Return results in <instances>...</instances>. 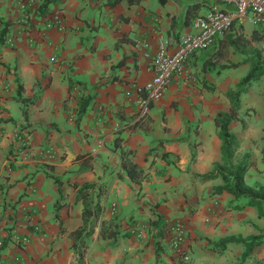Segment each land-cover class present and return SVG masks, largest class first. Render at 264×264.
I'll return each mask as SVG.
<instances>
[{
    "label": "crops",
    "instance_id": "crops-1",
    "mask_svg": "<svg viewBox=\"0 0 264 264\" xmlns=\"http://www.w3.org/2000/svg\"><path fill=\"white\" fill-rule=\"evenodd\" d=\"M42 1L0 0V32L11 24L0 44V264H264V218L253 207L233 209L245 199L212 194L221 178L198 177L222 163L213 118L228 111L225 94L236 88L228 85L225 73L234 68L227 66L244 64L228 42L232 34L191 56L163 98L145 117L138 115L135 86L152 78L158 43L173 50L214 1L54 0L40 15ZM188 12L194 19L186 23ZM53 19L59 27H46ZM221 95L228 105L219 110L214 106ZM87 97L92 99L79 116ZM243 120L239 114L230 124L238 141L233 164L252 143L250 128L236 129ZM243 145L247 151L237 161ZM199 150L201 157L191 161ZM125 151L144 171L138 184L121 168ZM260 163L245 175L250 186H264ZM74 184L104 186L96 197L101 218L84 221ZM158 216L184 224L181 248L188 262L150 225ZM110 223L119 234L103 239L102 226ZM230 236H260L262 243L242 261L244 245H218Z\"/></svg>",
    "mask_w": 264,
    "mask_h": 264
},
{
    "label": "trees",
    "instance_id": "trees-1",
    "mask_svg": "<svg viewBox=\"0 0 264 264\" xmlns=\"http://www.w3.org/2000/svg\"><path fill=\"white\" fill-rule=\"evenodd\" d=\"M54 0H43L40 5L37 6V11L40 15H44L47 13V7ZM122 0H109L108 4L113 5ZM129 4L138 3L137 0H127ZM161 3L164 0H159ZM194 19L189 12L185 17V21L190 22L191 19ZM10 22H5L0 32V44L5 42L6 35L8 33V27L10 26ZM261 37L257 35L256 31L251 33L250 39H247L240 34H232L228 37V42L232 45V47L236 50H241L240 53L245 54L246 57L244 59V63H251V71L240 81L237 83L235 89H230L226 92L225 96L229 104V108L227 112L219 111L213 118V124L218 129V138L221 141V164L215 165L212 172L203 174L198 176L200 181H211L216 178H221L223 184L221 186L214 187L212 189V194H229L232 195L236 200L245 199L246 202L243 205H235L233 207L234 210H241L244 207H253L257 209L258 215L261 218H264V186L256 183L253 186L248 185L245 182V175L252 166L250 163L246 162L248 158V154L243 156V159L237 163L233 164V156L234 151L237 147V139L230 131V124L238 119L239 110L241 107L240 96L245 94L248 89V85L253 80H258L262 76H264V58L261 56L262 45L260 43ZM256 42L258 44L256 49L249 50L250 54L245 51V47L250 43ZM244 51V52H243ZM228 68H236L238 64L232 63L227 66ZM214 88L211 87L210 91H213ZM22 92V86H18L17 93L20 95ZM36 98L32 99H23L22 103L24 105L31 104L35 101ZM92 97H87L81 101L79 106L78 115L82 116ZM24 117H26L25 112H23ZM145 117V116H144ZM129 152H121V168L124 173L127 175L130 181L136 182L137 179H144V171L138 168L135 164L131 163L128 159ZM261 159L264 164V146L261 150ZM201 157V150L197 153H193L191 157V161H194ZM55 183L60 186V180L57 177H52ZM138 184V183H137ZM102 185L97 184H83L78 187L74 184V189L77 192L76 201H80L83 205L82 216L84 221L86 222L88 218L93 217L97 219L100 212L101 207L99 203L96 201L97 196H101L105 193V188ZM150 225L158 230V235H160V240L164 238L167 222H163L158 216L157 221H152ZM100 235L103 239L115 238L119 233L116 228H113V225L110 223L107 226H102ZM90 232H87L88 235ZM228 243H241L245 247V251L241 256V260L246 259L250 253L252 252L254 246L262 243V238L260 236H248L246 238L242 237H225L223 238L218 245L221 248H225ZM160 244V241L156 242V245Z\"/></svg>",
    "mask_w": 264,
    "mask_h": 264
},
{
    "label": "built area",
    "instance_id": "built-area-1",
    "mask_svg": "<svg viewBox=\"0 0 264 264\" xmlns=\"http://www.w3.org/2000/svg\"><path fill=\"white\" fill-rule=\"evenodd\" d=\"M214 5L192 22L194 33L183 35L176 47L170 50L169 44L159 42L155 56L150 63L152 78L142 85H136L138 115L148 114L153 103L161 100L171 81L179 75L186 61L200 50L213 47L217 38L226 34H240L244 23L264 24V0H213ZM23 8V6H22ZM58 20H50L46 27H59ZM26 145V144H25ZM114 213V206L109 210ZM104 210L98 218H101ZM185 226L182 222L167 224L165 234L169 249L177 253L183 262L189 257L181 248ZM26 242L25 239H22Z\"/></svg>",
    "mask_w": 264,
    "mask_h": 264
},
{
    "label": "rangeland",
    "instance_id": "rangeland-1",
    "mask_svg": "<svg viewBox=\"0 0 264 264\" xmlns=\"http://www.w3.org/2000/svg\"><path fill=\"white\" fill-rule=\"evenodd\" d=\"M253 31H256L257 35L261 37L260 38L261 39L260 43L262 45L261 56L263 58L264 56V24H253L252 22L247 20L243 25L241 33L251 36V33ZM257 46L258 44L256 42L250 43L249 45L245 47V51H247V53L250 54L249 50L256 49ZM211 49L212 47L207 48L205 50H200L196 52L195 54L201 53L203 51H206V52L211 51ZM242 49L244 50V47ZM241 50L239 49L236 50L237 52L235 56L236 57L239 56L244 61L246 55L240 53L242 52ZM228 55H229V51L227 52V56ZM251 68H252L251 63H244V64L239 65L237 68L227 70L225 74L227 75V77H229L228 85L229 86L231 85V88H235L236 87L235 84H230V83H232V81L234 80L238 82L240 79L245 77L251 71ZM263 82L264 81L259 80V79L251 81L250 84L248 85V92L246 94H243V97L240 96L242 98L241 102L243 105L241 107L243 108H242V111L239 112V114L240 116H242L244 120L240 121L238 124V127H236V129L241 132H243L244 129H247V128L251 129L250 136H251L252 143L250 144L251 147L248 149V153H247L248 158L246 159V162L250 163L252 165L251 167H254V168L257 167V163L259 161H262L261 150H262V147L264 146L262 145L264 144V84ZM216 83L222 86L225 83V81L224 79L223 80L218 79ZM218 100L219 101H217L216 103L217 106H214V108L216 107L217 109L222 110L224 106H226L227 101L226 103L223 102L225 98L222 95L218 96ZM249 102L251 103V105H248ZM190 128L193 131L195 129V123L191 124ZM255 134H262V137H257ZM237 147H238V144H237ZM244 150H245V146L243 145L241 146L240 151L237 153V156H236L237 161L240 160L241 157L243 156L242 152H244ZM260 164H262L261 167L264 168L263 162ZM249 175L254 177L255 175L254 171H251ZM247 182L249 183L250 180L247 179ZM217 183L221 184L222 182H217ZM262 222H264V220H262Z\"/></svg>",
    "mask_w": 264,
    "mask_h": 264
}]
</instances>
